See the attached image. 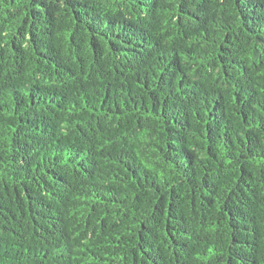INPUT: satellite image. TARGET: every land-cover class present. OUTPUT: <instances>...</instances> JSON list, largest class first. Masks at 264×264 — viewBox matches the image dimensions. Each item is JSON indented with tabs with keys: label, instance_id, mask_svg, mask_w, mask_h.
Segmentation results:
<instances>
[{
	"label": "trees",
	"instance_id": "1",
	"mask_svg": "<svg viewBox=\"0 0 264 264\" xmlns=\"http://www.w3.org/2000/svg\"><path fill=\"white\" fill-rule=\"evenodd\" d=\"M0 264H264V0H0Z\"/></svg>",
	"mask_w": 264,
	"mask_h": 264
}]
</instances>
